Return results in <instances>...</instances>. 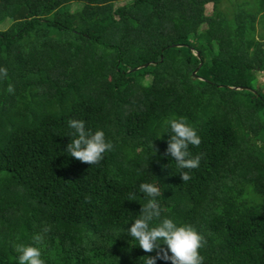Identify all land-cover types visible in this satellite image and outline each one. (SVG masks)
<instances>
[{
	"label": "trees",
	"instance_id": "trees-1",
	"mask_svg": "<svg viewBox=\"0 0 264 264\" xmlns=\"http://www.w3.org/2000/svg\"><path fill=\"white\" fill-rule=\"evenodd\" d=\"M0 67V264L45 226V264H145L140 183L205 237L203 264H264V0H0ZM173 117L202 139L187 182ZM70 119L113 144L99 164L67 154Z\"/></svg>",
	"mask_w": 264,
	"mask_h": 264
},
{
	"label": "clouds",
	"instance_id": "clouds-1",
	"mask_svg": "<svg viewBox=\"0 0 264 264\" xmlns=\"http://www.w3.org/2000/svg\"><path fill=\"white\" fill-rule=\"evenodd\" d=\"M8 77L7 69L0 67V79ZM6 91L14 94L15 88L9 84ZM169 126L170 139L167 141L165 155L174 158L179 175L183 182L189 181L191 171L199 168L204 153L192 156L189 147H199L202 143L198 135L185 118L173 117L165 121ZM68 126L73 130L71 142L66 151L69 156L88 165L99 164L104 154L113 149V144L107 141L103 130L92 132L86 128L84 120L70 119ZM139 191L147 198L142 205L139 218L135 219L127 229V235L138 241V246L146 253L156 252L155 256H146L145 264H156L157 260L170 264H203L204 257L200 249L206 245L205 237L191 224L177 225L172 219L162 216V208L157 197L162 196V190L153 183H140ZM153 221H159L153 226ZM51 226H45L33 237L32 245L17 244L14 246L18 254V264H45L42 259V247ZM165 245L166 247H162Z\"/></svg>",
	"mask_w": 264,
	"mask_h": 264
},
{
	"label": "rangeland",
	"instance_id": "rangeland-1",
	"mask_svg": "<svg viewBox=\"0 0 264 264\" xmlns=\"http://www.w3.org/2000/svg\"><path fill=\"white\" fill-rule=\"evenodd\" d=\"M207 7H208V12H209L211 10V4H208ZM15 11H16L15 6L10 7L8 10V15L9 16L13 15L15 13ZM256 29H257L256 25L252 24V25H249L248 27H246L245 29H239L236 32L235 36L238 38H241V39L251 38V37L256 36ZM258 79L260 81L264 82V72L258 74Z\"/></svg>",
	"mask_w": 264,
	"mask_h": 264
},
{
	"label": "water",
	"instance_id": "water-1",
	"mask_svg": "<svg viewBox=\"0 0 264 264\" xmlns=\"http://www.w3.org/2000/svg\"><path fill=\"white\" fill-rule=\"evenodd\" d=\"M161 60H162V58H161ZM156 63H157V61H154V62H146V63H144L143 65L138 66V67H136V68H139V67H142V66H148V65H150V64H156ZM136 68H134V69H136ZM196 70H197V69H196ZM196 70L193 71L194 74L196 73ZM239 88L242 89V87H239Z\"/></svg>",
	"mask_w": 264,
	"mask_h": 264
}]
</instances>
